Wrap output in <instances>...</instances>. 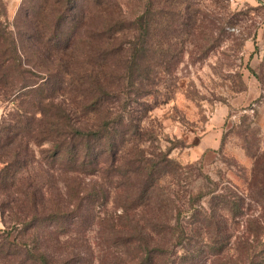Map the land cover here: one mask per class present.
<instances>
[{
    "label": "trees",
    "instance_id": "trees-1",
    "mask_svg": "<svg viewBox=\"0 0 264 264\" xmlns=\"http://www.w3.org/2000/svg\"><path fill=\"white\" fill-rule=\"evenodd\" d=\"M30 2L9 19L0 1V148L10 146L0 180L20 192L12 229L0 233V264H264L257 219H247L249 241L233 232L245 198L264 200V151L250 153L246 196L199 169L197 188L180 191L171 185L182 166L171 148L147 152L152 134L134 115L132 102L151 108L147 86L179 61L163 54L165 30L190 19L188 6L144 0L127 23L101 13L100 26L82 29L84 13L68 15L74 0ZM29 140L63 181L49 193L16 185L10 170ZM110 193L118 213L104 209ZM87 226L100 228L93 247Z\"/></svg>",
    "mask_w": 264,
    "mask_h": 264
},
{
    "label": "rangeland",
    "instance_id": "rangeland-1",
    "mask_svg": "<svg viewBox=\"0 0 264 264\" xmlns=\"http://www.w3.org/2000/svg\"><path fill=\"white\" fill-rule=\"evenodd\" d=\"M0 1L11 19L15 12L7 10L10 0ZM182 1L181 7L188 6L185 11L190 19L186 22L180 17L172 33L166 29L165 40L170 44L163 45V54L179 61L171 71L158 74L154 88L147 86L151 108L147 110L139 102H132L134 115L152 134L144 143L147 152L162 153L171 148L168 156L182 166L171 187L180 191L197 188L195 174L199 169L219 187L227 185L246 196L252 167L250 153L255 149L264 151V0ZM101 2L96 5L92 0H74L75 8L68 15L83 12L79 18L82 29L100 26L104 17L116 19L118 13L127 23L144 4V0ZM148 54L154 52L149 50ZM6 110L5 103L0 102V118ZM9 147L0 148V168ZM42 149L29 140L26 154L19 152L10 170L19 178L16 185L22 183L49 193L54 184L62 186L63 181L51 174L49 163L41 160ZM188 164L196 165L190 169ZM1 182L0 233L12 229L13 212L20 209V192L13 191L11 185L14 180H7L6 188ZM116 200L115 194L110 193L104 208L107 214L121 211L115 209ZM244 201L242 224L235 226L234 237L249 241L247 219L254 217L261 226L259 238L264 240L263 196L258 203L247 197ZM99 229H85L91 247L99 241ZM48 249L53 251L54 247L48 245ZM200 264L215 263L204 260Z\"/></svg>",
    "mask_w": 264,
    "mask_h": 264
},
{
    "label": "crops",
    "instance_id": "crops-1",
    "mask_svg": "<svg viewBox=\"0 0 264 264\" xmlns=\"http://www.w3.org/2000/svg\"><path fill=\"white\" fill-rule=\"evenodd\" d=\"M21 0H10L9 4L7 6V10L10 11L11 13H14L19 6Z\"/></svg>",
    "mask_w": 264,
    "mask_h": 264
}]
</instances>
